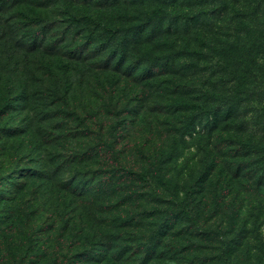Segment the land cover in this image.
I'll return each mask as SVG.
<instances>
[{
	"label": "rangeland",
	"instance_id": "374dc122",
	"mask_svg": "<svg viewBox=\"0 0 264 264\" xmlns=\"http://www.w3.org/2000/svg\"><path fill=\"white\" fill-rule=\"evenodd\" d=\"M4 76L0 264H100L107 252L108 262L220 264L227 254L233 264H264L259 195L201 175L213 172L205 111L169 119L159 114L166 106L150 104L151 113H126L115 120L111 154L100 127L113 128L112 120L86 116L84 99L70 117L41 108L34 130L29 110L13 105L21 91L15 77Z\"/></svg>",
	"mask_w": 264,
	"mask_h": 264
},
{
	"label": "trees",
	"instance_id": "16d2710c",
	"mask_svg": "<svg viewBox=\"0 0 264 264\" xmlns=\"http://www.w3.org/2000/svg\"><path fill=\"white\" fill-rule=\"evenodd\" d=\"M1 74L15 77L13 105L29 110L34 130L41 108L70 117L84 99L86 116L112 120L100 127L111 154L126 113L203 110L214 151L203 180L223 178L264 205V0H0ZM225 255L220 264H233ZM109 256L100 264H167Z\"/></svg>",
	"mask_w": 264,
	"mask_h": 264
}]
</instances>
